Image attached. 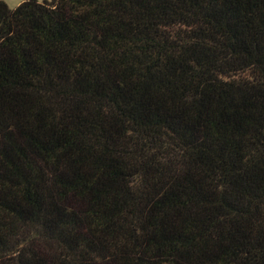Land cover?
<instances>
[{
	"label": "trees",
	"instance_id": "trees-1",
	"mask_svg": "<svg viewBox=\"0 0 264 264\" xmlns=\"http://www.w3.org/2000/svg\"><path fill=\"white\" fill-rule=\"evenodd\" d=\"M0 264H264V0H0Z\"/></svg>",
	"mask_w": 264,
	"mask_h": 264
},
{
	"label": "rangeland",
	"instance_id": "rangeland-1",
	"mask_svg": "<svg viewBox=\"0 0 264 264\" xmlns=\"http://www.w3.org/2000/svg\"><path fill=\"white\" fill-rule=\"evenodd\" d=\"M7 6L11 9H15L16 7H18L22 2L26 1V0H3ZM38 2H43L45 0H36ZM50 1V0H47Z\"/></svg>",
	"mask_w": 264,
	"mask_h": 264
}]
</instances>
